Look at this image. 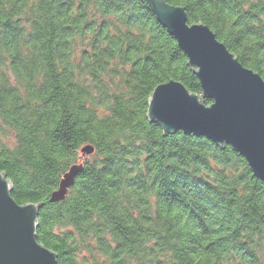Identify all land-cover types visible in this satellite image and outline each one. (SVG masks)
Listing matches in <instances>:
<instances>
[{
	"label": "trees",
	"instance_id": "trees-1",
	"mask_svg": "<svg viewBox=\"0 0 264 264\" xmlns=\"http://www.w3.org/2000/svg\"><path fill=\"white\" fill-rule=\"evenodd\" d=\"M165 1L264 82V0ZM168 80L200 94L144 0H0V172L16 204L42 205L35 240L56 264H264V186L244 160L147 121Z\"/></svg>",
	"mask_w": 264,
	"mask_h": 264
},
{
	"label": "water",
	"instance_id": "water-1",
	"mask_svg": "<svg viewBox=\"0 0 264 264\" xmlns=\"http://www.w3.org/2000/svg\"><path fill=\"white\" fill-rule=\"evenodd\" d=\"M158 24L172 37L198 80L200 94L168 80L151 91L146 119L166 137L181 132L228 147L264 186V82L244 68L202 23L189 25L184 8L165 0H144ZM203 100L209 101L205 105ZM82 155L92 147L84 146ZM82 169L71 166L48 200L64 199ZM11 183L0 172V264H56V255L35 240L40 204L18 205Z\"/></svg>",
	"mask_w": 264,
	"mask_h": 264
},
{
	"label": "rangeland",
	"instance_id": "rangeland-1",
	"mask_svg": "<svg viewBox=\"0 0 264 264\" xmlns=\"http://www.w3.org/2000/svg\"><path fill=\"white\" fill-rule=\"evenodd\" d=\"M83 156H88V155H83Z\"/></svg>",
	"mask_w": 264,
	"mask_h": 264
}]
</instances>
